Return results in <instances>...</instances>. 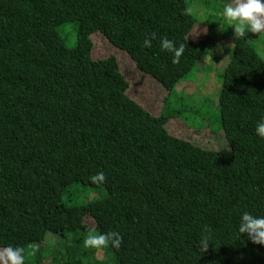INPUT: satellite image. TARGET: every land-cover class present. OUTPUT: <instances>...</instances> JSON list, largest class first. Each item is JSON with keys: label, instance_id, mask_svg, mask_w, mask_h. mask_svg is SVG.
I'll list each match as a JSON object with an SVG mask.
<instances>
[{"label": "trees", "instance_id": "1", "mask_svg": "<svg viewBox=\"0 0 264 264\" xmlns=\"http://www.w3.org/2000/svg\"><path fill=\"white\" fill-rule=\"evenodd\" d=\"M72 22L75 47L59 31ZM197 23L186 0H0V249L22 247L24 264H42L44 251L49 264H264V247L237 231L242 212L264 216V140L254 131L264 116V55L247 35L233 39L219 86L230 149L206 150L167 130L192 112L174 102L182 100L177 85L208 54L207 39L190 38ZM96 32L167 89L159 116L125 95L115 56L93 59ZM161 38L184 45L177 64ZM124 106L139 115L127 133L111 114ZM97 172L105 182L93 185L87 178ZM77 184L107 195L67 204ZM108 231L120 234V247L107 245L98 260L82 241ZM49 234L65 240L35 251Z\"/></svg>", "mask_w": 264, "mask_h": 264}, {"label": "rangeland", "instance_id": "2", "mask_svg": "<svg viewBox=\"0 0 264 264\" xmlns=\"http://www.w3.org/2000/svg\"><path fill=\"white\" fill-rule=\"evenodd\" d=\"M190 12L195 16L198 23L191 33V40L207 39V56L201 60L198 66L191 71L186 78L177 85L175 92L182 97V100L174 102L175 108L191 106V111H198L201 116L192 112L175 117L167 124L168 132L184 141L206 150H227L230 144L221 130L220 110H219V90L222 82L221 75L230 62L231 53L234 50L233 39L236 37L231 31V26L222 16V10L228 0H186ZM61 36L69 47L77 45L78 24L68 23L59 28ZM227 32L225 39L221 33ZM257 46L260 53L264 55V33H245ZM94 43L93 59L100 60L109 56H115L119 62L122 73L129 82L130 88L125 94L143 112L151 116H159L164 109V100L168 95L165 89L155 78L141 72L133 58L123 50L114 46L101 33L92 35ZM226 47V49H224ZM230 53V54H229ZM175 98V97H174ZM107 104V103H105ZM110 112V108L107 109ZM107 111L106 116L109 115ZM129 113V114H128ZM112 118L119 132L127 133V128H139L136 124L139 115L130 116L131 110L126 106L114 108L111 112ZM144 118V117H141ZM146 120V118H144ZM107 195L104 188L87 187L83 185H73L70 189L69 198L66 203L76 206H84L90 202L103 199ZM86 225L93 227L95 222L87 218ZM65 238L60 235L49 234L44 243L39 244L35 251L42 246L44 250H52L59 247ZM3 249V248H1ZM107 245L96 250L95 258L105 260L108 255ZM43 263L49 264L50 259L44 258ZM33 258V256H32ZM31 258V259H32ZM29 259V260H31ZM50 260V262H49ZM67 260L55 264H66Z\"/></svg>", "mask_w": 264, "mask_h": 264}, {"label": "clouds", "instance_id": "3", "mask_svg": "<svg viewBox=\"0 0 264 264\" xmlns=\"http://www.w3.org/2000/svg\"><path fill=\"white\" fill-rule=\"evenodd\" d=\"M223 18L231 26L234 35L264 33V0H228L222 10ZM154 38V34L152 36ZM144 47H150V40L145 39ZM160 48L162 52L171 54V63L177 64L184 51V45H175L167 38H161ZM255 135L264 140V116L256 123ZM88 181L93 185L105 182L103 172L90 175ZM237 231L241 238H246L254 245L264 247V216L253 215L244 211L239 216ZM121 236L116 231L102 232L98 235H88L82 243L85 248H102L110 245L118 249L121 244ZM209 238L203 237L200 240L201 249L206 252L209 246ZM24 249L20 246L9 245L0 249V264H24Z\"/></svg>", "mask_w": 264, "mask_h": 264}]
</instances>
